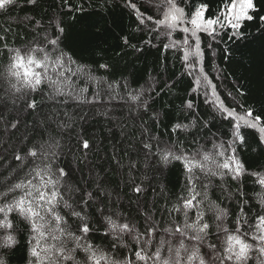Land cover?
I'll use <instances>...</instances> for the list:
<instances>
[{"label": "snow or ice", "instance_id": "snow-or-ice-1", "mask_svg": "<svg viewBox=\"0 0 264 264\" xmlns=\"http://www.w3.org/2000/svg\"><path fill=\"white\" fill-rule=\"evenodd\" d=\"M41 3L42 0H0V14L10 13L17 5L39 8ZM61 3L68 14L81 13L76 17V23L82 26L80 37L84 41L90 40L93 34L91 26L85 24L84 5H74L72 0H61ZM126 3L135 14L138 25L172 41L164 44V49L181 53L179 58L186 74L193 80L191 93L205 89V101L213 104L221 120L229 122L230 137L214 142L211 151L198 148L190 153L182 148H166L153 152L154 138L144 128L138 138L133 136L134 142L127 144L124 139L113 135L111 155L105 152L101 158L96 138L85 128L88 114L81 105L99 106L103 101L95 96L89 100L81 95V91L86 90L78 91L73 86L71 77L76 72H72L69 65L75 60L66 58L64 52L72 34L63 22L50 24L53 32L48 35L41 19L35 16H25L22 21L18 19L17 24L23 23L36 33L31 41L16 34L17 40H23V47L16 41L10 44L13 25L0 26V50L7 53L8 61L4 72L0 73L6 83L5 93L14 103L20 102L24 110H30L29 115L35 113L38 117L31 126L18 117L4 122L8 141L0 139V166L9 157L12 163L6 169L10 178L0 189V264H9L7 253L19 242L20 226L27 234L25 264H81L77 259L78 250L85 254L83 264H264V199L259 201L260 211L254 216L249 215L250 209L243 206L249 203L247 192L239 188L237 211L230 213L229 208L216 204L213 242L209 240L213 235V223L205 218L204 210L209 183H203L202 189L197 183L200 180L198 172L209 182L216 178L222 185L228 178L239 183L247 174L264 190V171L258 167L249 172L236 154L237 145L252 148L254 144L255 149L264 151V112L258 114L254 108L243 105L241 111L227 106L219 99L202 66L205 52L201 46V34L215 43L223 42L218 38L225 34L229 42L243 39L244 22L254 19L251 14L255 11L254 0H219L214 13L206 0H199L188 10L177 0H159L155 5L156 15L141 10L132 0H126ZM259 19L264 23V16ZM178 32L184 34L182 40L174 36ZM123 42L125 45L129 43L127 38ZM147 43L151 45L152 41ZM133 47L136 51H143ZM224 53L226 58L231 54L227 47ZM98 68L105 74L116 71L108 63H98ZM77 71L92 78L83 68ZM45 85L48 88L46 93ZM209 87L211 95L216 96L215 101L208 100ZM33 94H40V100ZM240 95L245 93L240 91ZM45 96L49 109L41 115ZM140 96V93L128 94V100L132 102L129 119H136L132 114L133 106L144 107L137 104ZM113 99L123 100L124 97L110 95L109 100ZM182 107L189 110V115L194 109L190 99L183 102ZM99 115L114 125L109 127V132L119 129L120 136L127 137L123 122L113 120L109 111ZM21 126L24 130L16 138L17 143H11ZM196 128L194 116L190 123L172 125L173 132H192ZM243 129L255 130L258 136L249 142ZM2 135L0 133V138ZM192 140L194 144L198 143L195 135ZM213 140H216L215 136ZM5 152L9 155H3ZM68 155L77 162L78 180L65 165ZM141 155L145 159L149 155L158 157V163L162 165L179 162L187 173L184 192L167 210V226L155 219L151 209L141 211L139 208V196L145 191L143 180H138L136 175L140 172ZM117 177L119 183L115 182ZM229 196H232L230 191ZM122 198L137 203V212L144 217L143 230L138 227L136 218L125 213ZM61 209L67 213L62 214ZM172 213L182 216V220ZM230 215L235 217L234 227L227 223ZM68 216L80 223L73 225ZM15 217L19 218V224ZM94 232L102 238L101 244L94 243ZM129 240L133 247L129 246ZM205 247L206 252L202 251ZM121 248H127L128 254L120 252Z\"/></svg>", "mask_w": 264, "mask_h": 264}, {"label": "trees", "instance_id": "trees-1", "mask_svg": "<svg viewBox=\"0 0 264 264\" xmlns=\"http://www.w3.org/2000/svg\"><path fill=\"white\" fill-rule=\"evenodd\" d=\"M199 0H177L180 6L186 10L192 8ZM210 10L214 13L218 7L219 0H206ZM74 5L83 4L87 21L85 24L91 26L92 38L84 41L80 37L82 26L76 23V17L81 13L73 12L68 14L67 8L61 3V0H42L39 8H30L19 5L10 13L0 14V26L13 25V41L23 47V40H17L16 34L31 41L36 34L31 27L23 23L17 24V20H23L25 16H35L43 21L48 35H52L53 27L50 24L63 22L66 30L72 34V39L66 42L64 47L65 57H72L75 63L69 67L72 72H76L71 77L75 89L81 91V95L89 100L95 96L97 100H102V105H81L83 111L88 114V123L85 125L87 133L96 138V144L99 148V156L103 158L104 153L111 155L112 136L117 139H124L125 144L133 141V136L139 137L142 129L146 128L154 138L153 152L163 151L166 148H175L176 150L185 149L194 153L196 149L202 151H211L212 144L220 140H227L230 137L229 122L221 120L215 112L214 106L205 101V89L200 88L196 93H191L193 86L192 77L186 74V71L180 60L178 51L171 48L165 50L164 44H171L172 41L167 37L159 36L143 29L135 20V14L127 6L126 0H72ZM141 10L148 11L156 15L155 5L158 0H132ZM255 11L252 21H245L242 31L244 38L237 42H229L227 35L222 38L223 42L215 43L211 39L201 34L202 48L205 56L203 58V70L211 81V86L215 88L216 94L227 106L234 107L241 111V106L252 107L256 113L264 112V23H261L260 17L264 16V0H254ZM143 29V30H142ZM183 33H175L174 36L183 39ZM43 33H41V38ZM127 38L129 43L124 44L123 40ZM152 41L151 45L147 41ZM209 44L212 45L209 48ZM143 49L136 51L135 48ZM225 47L230 50V55L225 57ZM213 51L215 55H213ZM7 53L0 50V73L4 72L7 65ZM98 63H108L114 66L116 71L105 74L104 70L98 68ZM83 68L91 74L88 76L80 74L77 69ZM51 72V70H50ZM111 85V88H109ZM6 83L0 76V133L2 141H8L7 131L5 130V121L18 117L22 122L31 126L34 119H38L35 113L29 115L30 110H24L20 102H13L11 96L5 93ZM114 90V92H113ZM48 91L47 85L44 86V92ZM240 91L245 95L241 96ZM211 93V87L208 88ZM99 93L97 96L96 94ZM129 93H140V100L137 104L144 107L133 106L132 114L135 120L129 119ZM231 93V95H229ZM119 94L124 97L123 100H109V96ZM37 100H40V94H33ZM216 97V96H215ZM191 100L194 109L189 110L182 107L183 102ZM209 100V99H208ZM49 109L47 98L45 96V105L43 113ZM109 111L113 120L121 121L125 124L127 137L120 136V130L109 132L111 125L109 121L99 113ZM197 120V128L192 132H173L172 125L179 123H190L192 117ZM187 117V119H186ZM215 117V118H214ZM208 127L205 128L204 125ZM15 134L10 141L17 143V137L23 132ZM246 139L251 142L258 136L255 130L243 129ZM196 136L198 143H193L192 137ZM215 136L216 140H213ZM147 139V137H145ZM179 141V144L176 142ZM139 147V145H137ZM264 147V146H262ZM237 156L245 164L249 172L257 170L258 167L264 171V151L237 145ZM2 151V149H0ZM259 153V154H258ZM8 156V153H3ZM142 163L138 180H143L145 191L139 196V208L141 211L151 209L155 219L160 221L162 226H167L169 221L168 209L176 203V199L185 190V181L187 173L182 164L172 162L168 165L158 163V157L149 155L147 159L141 155ZM12 163L11 158L5 160L3 166H0V189L4 187L10 173L6 171L8 165ZM66 167L73 171L74 179H79L80 173L76 171L77 162L68 155L65 158ZM200 180L198 187L202 189L203 183H209L208 200L204 204L205 218L213 223L215 205L220 204L229 208L230 213L238 210L237 189L247 192L248 204L243 205L246 210L250 209L249 215L254 216L260 211L259 201L264 199V190H261L254 183L250 175H245L242 181L237 183L226 179L223 183L216 179L204 177L198 172ZM119 183V178L115 180ZM123 187V185H121ZM253 189H255L253 191ZM127 191V190H125ZM229 191L232 196H229ZM129 195H133L129 192ZM126 214H131L138 221V227L143 230L145 227L144 217L137 212V203L135 200L129 202L122 198ZM62 214L67 210L61 209ZM182 220V216L172 213ZM69 221L75 225L80 223L75 218L68 216ZM233 215L229 216L228 224L234 227ZM19 224V218L15 217ZM213 235L209 240L215 242V224L212 228ZM96 239L95 244H101V237L98 233L92 234ZM159 235H164L160 233ZM127 239V238H126ZM18 244L14 250L7 253L9 264H25L27 256V234L23 226L19 227ZM107 243V241H105ZM129 246L134 245L129 240ZM202 251L206 252L205 247ZM120 252L128 254L127 248H121ZM77 259L83 264L85 254L82 251L77 252ZM255 264V262H252Z\"/></svg>", "mask_w": 264, "mask_h": 264}, {"label": "rangeland", "instance_id": "rangeland-1", "mask_svg": "<svg viewBox=\"0 0 264 264\" xmlns=\"http://www.w3.org/2000/svg\"><path fill=\"white\" fill-rule=\"evenodd\" d=\"M158 2H159V0H158ZM208 99H209V101H215L216 100V97L213 96V95H211V93H209Z\"/></svg>", "mask_w": 264, "mask_h": 264}]
</instances>
